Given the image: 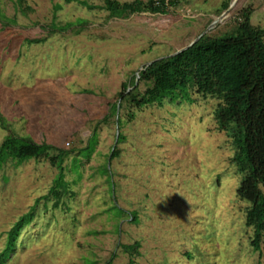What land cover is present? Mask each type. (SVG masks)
<instances>
[{"label":"rangeland","instance_id":"obj_1","mask_svg":"<svg viewBox=\"0 0 264 264\" xmlns=\"http://www.w3.org/2000/svg\"><path fill=\"white\" fill-rule=\"evenodd\" d=\"M81 1L0 0V145L16 136L67 153L61 170L45 159L1 165L0 253L33 214L4 264H264L236 196L231 141L213 119L219 101L192 91V103L112 110L122 85L143 93L138 73L212 22L205 35L231 33L251 8L264 32V0L229 10L221 5L234 0H177L164 15L125 18L110 17L103 0H84L92 10ZM60 174L67 190L57 200Z\"/></svg>","mask_w":264,"mask_h":264},{"label":"trees","instance_id":"obj_2","mask_svg":"<svg viewBox=\"0 0 264 264\" xmlns=\"http://www.w3.org/2000/svg\"><path fill=\"white\" fill-rule=\"evenodd\" d=\"M79 3L89 10L94 8L84 0ZM176 3L171 5L175 6ZM221 6L225 10L228 3ZM102 9L113 18H125L142 12L159 15L167 12L162 1L156 5L154 0L125 3L103 0ZM251 14V8L242 9L231 33L219 37L203 35L182 52L151 62L137 77L139 82L146 85L145 91L139 94L136 82H132L131 87L122 85L118 106L113 105L112 110L115 112L119 107L140 110L151 105L162 106L166 99L192 103V91L203 98L217 99L219 105L213 111V119L217 131L224 132L230 139L234 150L230 162L242 175L236 196L248 204L245 226L252 229L250 247L264 257L261 252L262 247L264 250V32L251 25ZM1 19L2 16L0 22ZM77 23H81L80 20ZM51 28L52 31L65 29ZM121 139L119 135L118 142ZM66 154L63 149L51 145L7 136L0 145V167L7 159L15 160L18 164L29 159H45L52 167L61 170ZM117 155L114 149L110 160ZM105 172L108 174V171ZM66 190L60 174L50 193L58 200ZM43 199H48V196ZM54 206L57 207V203ZM32 216V213L23 216L7 234L6 248L0 253V264L9 259L20 229ZM123 247L131 254L137 251L139 243Z\"/></svg>","mask_w":264,"mask_h":264},{"label":"water","instance_id":"obj_3","mask_svg":"<svg viewBox=\"0 0 264 264\" xmlns=\"http://www.w3.org/2000/svg\"><path fill=\"white\" fill-rule=\"evenodd\" d=\"M235 2H236V0H234V1L231 3V5L228 7L227 10L231 9V8L233 7V5H234ZM216 22H217V20L214 21V22H212V24L207 28V30H209V29L211 28L212 25L216 24ZM207 30H206L204 33H202L198 38H196V39H195L190 45H188L187 47L183 48L182 50H180L179 52H177V53H175V54H173V55H176V54L182 52L183 50H185L186 48L192 46L195 42L198 41L199 38H201L203 35H205V33L207 32ZM148 65H149V64H148ZM148 65H146V66H148Z\"/></svg>","mask_w":264,"mask_h":264},{"label":"built area","instance_id":"obj_4","mask_svg":"<svg viewBox=\"0 0 264 264\" xmlns=\"http://www.w3.org/2000/svg\"><path fill=\"white\" fill-rule=\"evenodd\" d=\"M155 1V4L156 5H159L160 4V1H162L164 7L167 9V10H171V8L173 7L171 5V3H174V2H177V0H154Z\"/></svg>","mask_w":264,"mask_h":264}]
</instances>
